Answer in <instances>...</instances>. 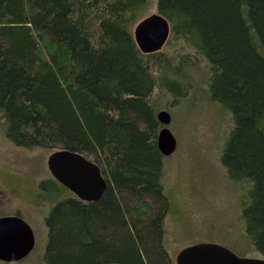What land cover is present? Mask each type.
Returning <instances> with one entry per match:
<instances>
[{
	"label": "trees",
	"instance_id": "obj_1",
	"mask_svg": "<svg viewBox=\"0 0 264 264\" xmlns=\"http://www.w3.org/2000/svg\"><path fill=\"white\" fill-rule=\"evenodd\" d=\"M150 2L0 0L5 138L78 153L106 182L93 202L40 182L51 205L46 264H175L156 114L163 94L179 106L199 83L229 119L219 161L241 193L243 240L264 259V0H156L170 34L142 54L133 27Z\"/></svg>",
	"mask_w": 264,
	"mask_h": 264
},
{
	"label": "rangeland",
	"instance_id": "obj_2",
	"mask_svg": "<svg viewBox=\"0 0 264 264\" xmlns=\"http://www.w3.org/2000/svg\"><path fill=\"white\" fill-rule=\"evenodd\" d=\"M156 13V0H151L140 20ZM186 80L196 79L191 74ZM197 87L182 105L172 107L165 94L158 101L167 105L159 111L170 114L168 128L177 141L175 152L164 162L163 184L172 206L165 224L166 249L174 263L184 248L199 243L228 247L239 257L260 258L243 240L239 221L241 193L229 184L219 161L229 119L205 99L200 92L202 84ZM50 154L15 147L0 126V217L24 220L35 237L27 257L0 264H46L44 220L51 205L39 184L51 178L46 166Z\"/></svg>",
	"mask_w": 264,
	"mask_h": 264
},
{
	"label": "water",
	"instance_id": "obj_3",
	"mask_svg": "<svg viewBox=\"0 0 264 264\" xmlns=\"http://www.w3.org/2000/svg\"><path fill=\"white\" fill-rule=\"evenodd\" d=\"M170 34L167 20L160 14H151L139 20L133 29L134 41L142 54L160 51ZM162 128L157 134L161 155L171 156L177 141L168 126L170 114L161 110L156 114ZM51 177L78 199L93 202L103 194L106 182L98 166L84 156L68 150L51 153L46 162ZM35 237L32 229L18 217H0V262L15 263L33 250ZM175 264H264L262 258H244L230 249L211 243H199L184 248Z\"/></svg>",
	"mask_w": 264,
	"mask_h": 264
}]
</instances>
